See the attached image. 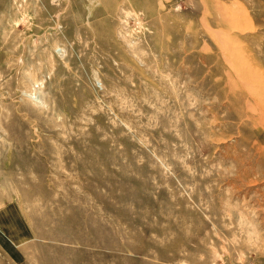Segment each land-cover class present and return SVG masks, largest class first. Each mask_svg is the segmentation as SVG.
I'll use <instances>...</instances> for the list:
<instances>
[{
  "label": "rangeland",
  "instance_id": "rangeland-1",
  "mask_svg": "<svg viewBox=\"0 0 264 264\" xmlns=\"http://www.w3.org/2000/svg\"><path fill=\"white\" fill-rule=\"evenodd\" d=\"M0 264H264V0H0Z\"/></svg>",
  "mask_w": 264,
  "mask_h": 264
},
{
  "label": "bare ground",
  "instance_id": "bare-ground-1",
  "mask_svg": "<svg viewBox=\"0 0 264 264\" xmlns=\"http://www.w3.org/2000/svg\"><path fill=\"white\" fill-rule=\"evenodd\" d=\"M234 27V26H233ZM3 228V227H2ZM79 229H81V227L79 228ZM95 231V230H94Z\"/></svg>",
  "mask_w": 264,
  "mask_h": 264
}]
</instances>
